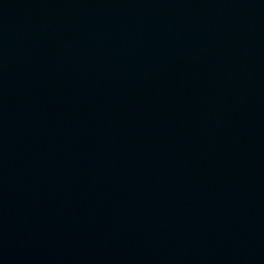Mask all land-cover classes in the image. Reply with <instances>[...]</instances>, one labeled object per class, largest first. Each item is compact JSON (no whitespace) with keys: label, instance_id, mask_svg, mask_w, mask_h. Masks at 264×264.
<instances>
[{"label":"water","instance_id":"95a60500","mask_svg":"<svg viewBox=\"0 0 264 264\" xmlns=\"http://www.w3.org/2000/svg\"><path fill=\"white\" fill-rule=\"evenodd\" d=\"M0 264H264V0H0Z\"/></svg>","mask_w":264,"mask_h":264}]
</instances>
